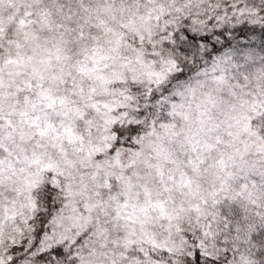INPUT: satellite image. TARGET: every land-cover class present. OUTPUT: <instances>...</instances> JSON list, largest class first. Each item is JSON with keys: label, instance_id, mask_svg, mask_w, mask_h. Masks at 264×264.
I'll return each mask as SVG.
<instances>
[{"label": "snow or ice", "instance_id": "obj_1", "mask_svg": "<svg viewBox=\"0 0 264 264\" xmlns=\"http://www.w3.org/2000/svg\"><path fill=\"white\" fill-rule=\"evenodd\" d=\"M0 264H264V0H0Z\"/></svg>", "mask_w": 264, "mask_h": 264}]
</instances>
